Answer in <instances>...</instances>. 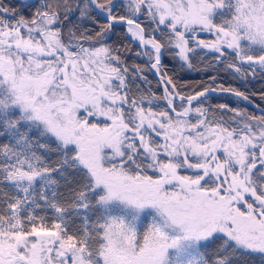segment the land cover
Wrapping results in <instances>:
<instances>
[{
    "label": "snow or ice",
    "instance_id": "obj_1",
    "mask_svg": "<svg viewBox=\"0 0 264 264\" xmlns=\"http://www.w3.org/2000/svg\"><path fill=\"white\" fill-rule=\"evenodd\" d=\"M221 71L264 81V0H0V264H264V107Z\"/></svg>",
    "mask_w": 264,
    "mask_h": 264
},
{
    "label": "trees",
    "instance_id": "obj_2",
    "mask_svg": "<svg viewBox=\"0 0 264 264\" xmlns=\"http://www.w3.org/2000/svg\"><path fill=\"white\" fill-rule=\"evenodd\" d=\"M120 31H123V29H120ZM116 40V37H112V41ZM111 42V41H109ZM134 51L135 46L133 45ZM206 51V50H205ZM212 56L209 54L206 57V60H211ZM128 60L131 63L133 60V56L129 55ZM135 62L138 64H144L145 59L144 58H136ZM199 68L203 69L204 64L201 63L198 65ZM150 80H153V87L155 86V78L151 73H147ZM209 75H216L215 72H212L211 70L205 72V71H192V70H186L184 72L180 73L181 82H188L189 84H193L196 81L200 80H207ZM218 83H222L225 87H235L242 91H247L249 94L256 93V95L251 96V99L256 102L261 107H264V101H261L259 98V92L261 89H264V81H261L259 79H250L248 82L240 81V80H234L232 79L231 75L228 72L221 71L219 73ZM212 103H227L232 107H240V108H247L250 112H255L257 115V111H255L252 107H250L245 102L237 101L235 97L231 95L226 94H213V100Z\"/></svg>",
    "mask_w": 264,
    "mask_h": 264
},
{
    "label": "water",
    "instance_id": "obj_3",
    "mask_svg": "<svg viewBox=\"0 0 264 264\" xmlns=\"http://www.w3.org/2000/svg\"><path fill=\"white\" fill-rule=\"evenodd\" d=\"M145 59V61H146V58H144ZM152 74V73H151ZM215 94H227V93H215ZM227 95H230V94H227ZM251 103H249V102H246V101H244L245 103H247L250 107H252L255 111H257L258 113H259V110L257 109V103L256 102H254L252 99H251Z\"/></svg>",
    "mask_w": 264,
    "mask_h": 264
},
{
    "label": "rangeland",
    "instance_id": "obj_4",
    "mask_svg": "<svg viewBox=\"0 0 264 264\" xmlns=\"http://www.w3.org/2000/svg\"><path fill=\"white\" fill-rule=\"evenodd\" d=\"M201 38H209L207 34H201ZM207 51V50H206ZM227 95V94H226ZM232 96V95H231ZM234 97V96H233Z\"/></svg>",
    "mask_w": 264,
    "mask_h": 264
}]
</instances>
